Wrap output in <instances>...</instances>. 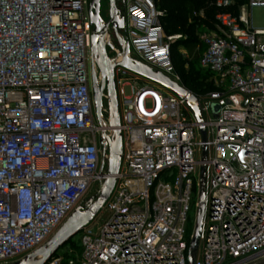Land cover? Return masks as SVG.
<instances>
[{"label": "built area", "instance_id": "obj_1", "mask_svg": "<svg viewBox=\"0 0 264 264\" xmlns=\"http://www.w3.org/2000/svg\"><path fill=\"white\" fill-rule=\"evenodd\" d=\"M89 4L0 0V264L43 246L108 178L101 140L105 133L112 141L115 127L106 90L100 122L95 113L93 76L100 87L102 74ZM211 5L218 11L214 26L200 34V66L215 89L190 91L201 121L186 99L121 65L127 56L188 90L172 52L182 35L165 33L156 0H127L124 30L109 27L104 43L123 147L101 209L107 218L96 231L91 224L82 230L79 254L55 253L45 264H188L190 203L195 191L200 198L202 168L194 264H264V26L251 20L264 0ZM167 171L176 176L163 181Z\"/></svg>", "mask_w": 264, "mask_h": 264}, {"label": "water", "instance_id": "obj_2", "mask_svg": "<svg viewBox=\"0 0 264 264\" xmlns=\"http://www.w3.org/2000/svg\"><path fill=\"white\" fill-rule=\"evenodd\" d=\"M117 1H120L124 6L127 0H109V19L107 21L103 20L100 8L101 0H90L89 4V18L93 25V32L91 35L92 52L98 63L100 72L102 74V84L97 86L96 78L93 76V99L95 105V113L97 120H101V108H102V93L106 90L109 94V107L112 117V126L115 127L113 132V139L110 141L107 135L103 133L101 145L102 149V160L103 165L106 161V149L108 147V159H107V175L108 178L105 180L99 196L90 199V205L87 209H82V207L77 208L69 218L64 222V224L59 228V230L40 248L27 255L22 260H19L13 264H45L49 258L54 255L57 250L67 243L75 234L82 231L86 226H88L98 212L102 209L105 204L110 192L112 191L115 184V176L119 172V168L122 160V133L119 130L120 126V115L117 91L115 86V79L113 74L114 65L110 62L107 50L104 43V36L107 33L109 27L111 26L116 33L119 30H124L125 28V10H121L117 6ZM123 45V41H121ZM126 54L129 51L128 46H125ZM126 69L136 73L137 75L144 77L148 80L155 82L156 84L168 89L169 91L175 93L181 98L186 99L187 103L193 109L197 119L202 120V114L199 108V100L197 96L193 95L190 91L181 87L178 83L171 80L169 77L165 76L161 72L153 71L149 66L143 64L142 62L129 59L127 56L121 64ZM219 107L217 105L213 106V110L217 112ZM202 139L206 140L205 129L202 128ZM207 148L204 147V155L206 156ZM201 186H200V198L199 207L197 212V219L195 229L193 231L189 249H188V264H194L199 241L202 231L203 214H204V179L205 170H201Z\"/></svg>", "mask_w": 264, "mask_h": 264}, {"label": "trees", "instance_id": "obj_3", "mask_svg": "<svg viewBox=\"0 0 264 264\" xmlns=\"http://www.w3.org/2000/svg\"><path fill=\"white\" fill-rule=\"evenodd\" d=\"M214 0H156L157 6L164 15L161 18L165 33L173 35L182 33L186 40L173 45V61L183 85L195 94H203L215 89L210 81L211 73L200 66L201 45L198 57L188 61L178 51V47L190 41L197 42L198 35L215 23L217 8L211 5ZM204 10V16L194 15ZM188 67V68H187ZM191 231L187 229V238L190 240Z\"/></svg>", "mask_w": 264, "mask_h": 264}, {"label": "rangeland", "instance_id": "obj_4", "mask_svg": "<svg viewBox=\"0 0 264 264\" xmlns=\"http://www.w3.org/2000/svg\"><path fill=\"white\" fill-rule=\"evenodd\" d=\"M117 6L123 10L125 6L120 2L117 1ZM109 0H101V16L103 20L107 21L109 19ZM251 20L252 24L256 28H260L264 26V9L260 7H255L251 9ZM173 35H182V39L179 40L178 42H182L186 40V36L182 33H177ZM201 47V37L198 35V41L193 42L190 41L186 44H183L182 46L178 47V51L181 53L183 57H185L188 61L194 60L198 57V52L199 48ZM188 68V67H187ZM144 78V77H143ZM151 84L157 85L155 82L149 80ZM125 94L129 95L131 93V90L129 86H125ZM169 91V90H168ZM197 158H200L199 156ZM173 174V177H169L170 174ZM176 176L175 171H167L162 175V180L163 181H170L174 179ZM195 183L199 182V177L194 180ZM99 196V189L97 185L92 188L88 194L85 196V198L82 200L80 203V207L85 206L86 203L90 201V199L98 197ZM199 202V195L198 193L196 194V191L194 192V195L192 197L190 206H191V211L189 213V223H188V230L191 231L193 234L194 227H195V221H196V214H197V204ZM107 218V213L104 210H100L98 214L94 217V219L91 221V226L93 229L96 231L99 226L102 224L103 221H105ZM89 224V225H90ZM81 236H82V231L78 232L75 234L67 243H65L63 246H61L56 254L58 255H63L66 258L73 257L75 254H69L70 250H73L74 253L79 254L81 252Z\"/></svg>", "mask_w": 264, "mask_h": 264}, {"label": "flooded vegetation", "instance_id": "obj_5", "mask_svg": "<svg viewBox=\"0 0 264 264\" xmlns=\"http://www.w3.org/2000/svg\"><path fill=\"white\" fill-rule=\"evenodd\" d=\"M100 13H101V8H100ZM90 204H91L90 202L86 203L85 206L82 207V209L84 210L87 209Z\"/></svg>", "mask_w": 264, "mask_h": 264}]
</instances>
